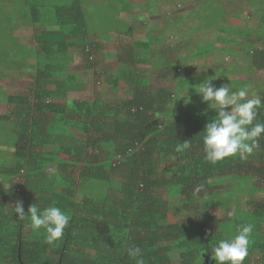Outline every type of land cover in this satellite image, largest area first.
<instances>
[{
	"label": "trees",
	"instance_id": "16d2710c",
	"mask_svg": "<svg viewBox=\"0 0 264 264\" xmlns=\"http://www.w3.org/2000/svg\"><path fill=\"white\" fill-rule=\"evenodd\" d=\"M22 1L18 8L33 26V50L28 47L30 53L24 56L31 61L15 68L30 70L33 63L35 75L17 94L5 93L0 85V105L8 104L0 110V264H135L127 252L131 246L142 249L144 264H216L211 248L237 234V226L244 223L254 227L243 264H264V200L246 201L249 206L243 208L236 198L264 191V136L260 148L246 158L236 155L215 164L205 160L202 131L216 112L199 110L203 102L198 95L195 102L191 96L187 107L194 113L184 111L179 96L190 84H198L192 79L205 75L189 76L197 65H188L187 76L181 78L185 70L176 57L180 43L168 47V67L158 64L159 78L175 79V87H152L137 65L161 53L144 50L139 55L136 49L148 45L130 41L118 47L120 69L108 77L99 70L107 58L99 67L92 61L98 45L86 41L88 28L78 0H60L50 13L43 12L44 0ZM206 2L197 0L189 13L202 20L198 15ZM215 3L220 5L215 15L221 25L215 35L221 43L218 50L244 54L251 69L264 72V28L242 29L248 27L257 1ZM0 5L12 7L13 2L0 0ZM256 15L264 17L262 10ZM188 19V14H180L174 29L182 23L183 29L201 31L199 22L198 27H186ZM15 26L4 25L12 36L29 35L19 31L20 24ZM4 27L0 25V37L7 36ZM238 34L243 38L237 42L232 36ZM213 43L204 42L209 47ZM74 46L81 48L84 65L73 71L68 52ZM82 71L95 72L113 90H125L126 98L90 100L84 95L91 87L80 79ZM7 76L0 71V77ZM253 88L248 98L264 100V84ZM255 122H264V103ZM184 141L189 148L177 151ZM17 200L23 202L25 214L33 203L64 210L70 222L63 237L46 243L44 230L31 228L30 214L16 217Z\"/></svg>",
	"mask_w": 264,
	"mask_h": 264
},
{
	"label": "rangeland",
	"instance_id": "374dc122",
	"mask_svg": "<svg viewBox=\"0 0 264 264\" xmlns=\"http://www.w3.org/2000/svg\"><path fill=\"white\" fill-rule=\"evenodd\" d=\"M41 1V0H40ZM140 1V0H136ZM174 2L173 4V10L174 14L177 12L186 15H189V19L187 22L188 26L190 27L191 25H195L198 27L199 24L200 30L203 32L202 34L198 35V32L196 33L197 36L191 37L190 44L183 46L181 43L179 45V49L177 50L176 57H177V63L182 65V68L185 70L182 72V77L187 76V66H196L195 68H192L189 71V76H191L193 73L195 74H202L205 76H202L204 78L199 79V78H194L192 79L194 83H200L203 81L206 77L208 76V73L212 72L210 79H214L212 83L216 86L219 87L223 84H227L228 87L232 90H238L240 87L244 85H250L252 86L253 82H256V84H261L257 88H261L262 85L264 84V73L262 72H256L253 69H251V63L248 58L244 54H239V55H233L229 52H226V49H220L218 50L216 46V43H219L220 41H217L215 39V35L218 32V27L221 26L220 22H218V18H216L215 15H218L216 12L220 11V5H216V1L219 0H206L207 2L205 3V7L203 11L200 12L201 15H198L203 19L201 20L200 18L197 20L196 16H194L192 13H189L188 10L192 8V6L196 5L197 0H172ZM257 5L253 7V9H256V11H261L264 10V0H256ZM13 6L11 7L10 5H7L4 7V5H0V25L2 24L3 27L4 25L9 24H16L17 26L20 24L19 28L15 26L16 28L19 29V31H28L29 29H32L33 26L28 22V19L25 18V16L21 15L20 9L18 8L20 5H22L21 0H12ZM144 2V1H143ZM142 2V3H143ZM159 4H163V6L158 10L159 14H162L164 10L167 9L168 4L172 3L171 0H158ZM60 3V0H46L44 1V13H50V11L53 10L52 5L53 4H58ZM141 3V4H142ZM135 3L133 0H124L121 3L117 2L116 0H109L107 2H104V0H85V5H84V15H85V20L88 28V38L87 42L88 43H93L94 46L100 44L103 46V40L104 39H109L110 37H114L117 39L118 37V31H121L124 36H125V31H126V23L123 22L122 17H120L119 12H125V16L127 15L126 12L128 10L126 9H132V7L135 6ZM3 7V8H2ZM142 7V6H141ZM195 11H199L196 8H194ZM176 12V13H175ZM171 15L168 19L167 22H170L167 24V28H170L172 24H175L173 26H176V23H174L177 19L175 15ZM9 21H8V20ZM246 24L248 27L242 28L245 31H252L255 32L256 30L263 31L264 28V23L261 22V18L257 15H250L247 18ZM7 22V23H6ZM199 22V24H198ZM186 24V23H185ZM164 25V24H163ZM7 28V26H6ZM4 27V32L7 34V36L4 35V37H0V71L7 73L9 76L7 77H0V85L4 88L5 93H11V94H17L20 92H23V89L27 88L30 83H29V77L32 75V73L25 71V69H18L15 68L17 63H20L23 66V63H27L26 59L24 56H26L30 51H28V47L33 50V42L31 41V35L29 32V35L26 37L22 38H17L16 36H12L9 34L8 29ZM251 28V29H249ZM6 29V30H5ZM193 27L187 29L182 28V23L179 25L177 24V27L172 31L174 34L172 35L173 39L175 40L179 39L183 35L190 33L191 36H194V29ZM169 30V29H168ZM170 31V30H169ZM200 31V32H201ZM162 32L158 33L157 32H150L149 36H156L160 35ZM9 34V35H8ZM206 34L207 37H200L204 36ZM213 37L211 38L210 36ZM239 35V34H238ZM235 35L232 36L234 37L233 39H242L240 35ZM252 37V36H251ZM171 38V37H169ZM22 39V40H20ZM207 40H213L215 43L212 44L211 47L205 46L204 42ZM238 42V40H237ZM204 44V45H202ZM258 45H261L259 43ZM109 44H105L103 47L105 51H97L98 56L94 54V59L92 61H97L98 67L102 63V61L107 58V67L102 68L99 70H107L103 71L108 77L116 74L118 72L117 65H120L118 63V55H119V49L116 51L117 54L115 53V49L108 48ZM227 44L225 45L222 44L221 48L226 47ZM237 46L234 45V48ZM108 48V49H107ZM120 48V47H119ZM122 48V47H121ZM97 49H100L98 46ZM112 49V50H111ZM145 49L142 48H137L135 53H138L139 55H144L145 54ZM202 51V53H200ZM73 52L78 54V61H73L74 67L73 68H81L83 67V58L84 55L81 52V48L75 47L73 48ZM153 52V51H152ZM8 53V59L3 60L4 55ZM94 53V52H93ZM163 54V52H161ZM112 56V57H111ZM145 57V56H144ZM156 58V56L151 55L147 56L146 58ZM164 61V57L162 55L159 56V62L154 65L155 60L152 61H146L143 63H139L137 65V68L140 70H143L146 75L149 76L150 78V84L153 86H169V87H175V79L173 78H168V79H162L159 78V73L161 70L158 68V64L162 65ZM175 62V61H174ZM217 63L220 65H223V68H218ZM15 65V66H14ZM122 65V64H121ZM25 66V65H24ZM95 67V66H94ZM111 68V70L109 69ZM231 69V71H225V69ZM164 71V70H163ZM145 75V76H146ZM123 77V76H122ZM218 77V78H216ZM216 78V79H215ZM254 81H251L253 80ZM82 80L89 83V86L91 87L90 92H84V95L88 97L90 100L94 99H105L108 98L110 100L117 98V99H124L126 98L127 92L125 90L118 91V90H113L108 86L107 84L104 83L102 78L96 74L95 72L90 71L87 74H83ZM193 83L189 85V91H192L191 93L188 91H183L182 95L179 96V101L182 102L184 111H187V113H194L193 110L195 109H188L187 107H190V102H191V96H192V101H196V93L193 88ZM256 88V89H257ZM186 88H182L184 90ZM128 90V89H126ZM130 94V93H129ZM97 100L96 102H98ZM201 100V98H200ZM8 104L1 103L0 105V110L4 111ZM208 105L206 103H201L199 105L198 109L199 110H206L208 109ZM211 109V108H209ZM10 138H12V133L8 134ZM0 138H3L0 136ZM6 143V140H3ZM6 151L11 150L8 146L5 145ZM52 168L49 167L47 170H51ZM261 187H263V184H260ZM81 194H79L80 196ZM236 198H238L241 203L243 204L242 207H248L249 203L248 201H257V200H264V191H256L253 194H238L236 195ZM247 201V202H246ZM179 219L178 217H176Z\"/></svg>",
	"mask_w": 264,
	"mask_h": 264
},
{
	"label": "clouds",
	"instance_id": "9594fccd",
	"mask_svg": "<svg viewBox=\"0 0 264 264\" xmlns=\"http://www.w3.org/2000/svg\"><path fill=\"white\" fill-rule=\"evenodd\" d=\"M209 77L193 86L201 101L216 112L202 131L205 160L215 164L226 157L239 155L243 159L252 155L260 148L259 140L264 136V122L254 123L264 100L259 96L248 98L250 85H244L238 90L230 89L227 84L216 87L212 83L214 79ZM189 146V142L184 141L177 151L188 149ZM201 190L202 186L197 187L195 193L198 194ZM14 212L18 219H24L30 214L31 228L34 231L43 229L46 234L45 242L48 244L61 239L70 222L69 215L55 205L41 209L33 203L25 214L23 202L17 200ZM229 215L231 216V213ZM253 227L251 223L238 225L237 234L230 239L220 240L211 248V259L215 260L216 264H243L249 255ZM127 252L135 264H144L142 249L139 246H131Z\"/></svg>",
	"mask_w": 264,
	"mask_h": 264
},
{
	"label": "crops",
	"instance_id": "0c3cea01",
	"mask_svg": "<svg viewBox=\"0 0 264 264\" xmlns=\"http://www.w3.org/2000/svg\"><path fill=\"white\" fill-rule=\"evenodd\" d=\"M44 1H46V0H44ZM76 1L77 0H64V2L71 3V4L76 2ZM78 1H79L80 6H81V11L84 15L85 12H84L83 7L85 5V0H78ZM107 1H109V0H104V2H107ZM116 1L121 3L124 0H116ZM133 1L135 3H139V4H135V6L132 7V9H130V8L126 9V10H128V12H126L127 13L126 16H125V12H119L121 15L120 17H122V19H123V22L127 24L125 36L121 31H118L117 39H115L114 37H110L109 39H104L103 40V46L108 43L109 44L108 48H112V49H115V51H117L118 47H122L123 44L127 46L128 41L132 42L136 46H137V44H141V45L147 44L148 46L142 47L146 51H149V52L153 51L152 53H154V52H157V53L166 52L167 53V55L166 54H161V55L164 57V61H163V62H165L164 65L166 67H168L169 65L167 63H168V57H169V52H170L168 47L170 45H173V44L183 43V41H184V40L180 41V38L177 40H175V38L173 39L172 35L174 33L169 32V30L174 29V26H173L174 24H172V26L170 28H167L168 27L167 24L170 23L167 21H168L169 17L174 14V10H173L174 2L171 0L172 3L168 4L167 9L164 10L162 12V14H159L158 10L163 6V4L160 5L158 0H140L137 2H136V0H133ZM22 3H23V1H22ZM262 11L264 13V10H262ZM257 12L258 11H255L254 15H256ZM180 14H182V13H180ZM176 16H178V15H176ZM84 17H85V15H84ZM261 22L262 23L264 22V17H263V19H261ZM151 31L157 32V34L160 32H162V33L160 35H156V36H154V35L149 36ZM166 31H168L169 33H166ZM202 33H203L202 31L201 32L199 31L198 35L202 34ZM185 35H188V33ZM185 35H183V36H185ZM193 35L194 36H192V37L197 36L196 33H194ZM169 37H171V38H169ZM200 37H207V36H206V34H204V36H200ZM190 41H191V36H189V38L184 41L183 46L190 44ZM99 45L100 44H98V46ZM216 45H221V43H216ZM103 46L100 47V49L96 48L97 49L95 51L96 56H98L97 51H103V50L105 51ZM75 47L76 46L69 48V52H68L71 56L70 68L73 71L80 69V68H73L77 64L76 63L74 65L75 62H73V61H76V62L78 61V54L73 52V48H75ZM157 56L158 57L155 58V62H157V60L159 61L160 55L157 54ZM140 58H141V60L145 59V57H140ZM26 60H27L26 61L27 63L31 61V59L28 57ZM106 64H107L106 62H103V64L99 68L105 69V67H107ZM29 67H30V70H25V71L32 73V75L29 77V83L31 85V82L34 79V75H35V71H34L35 67H34L33 63H30ZM109 69L111 70V68H109ZM103 71H107V70H103ZM256 72L264 73L263 71H258V70ZM83 74H87V71L80 72V79H82ZM251 81H254V79ZM260 85L261 84H256V82H253L251 89L253 87L257 88V86L259 87ZM59 101L61 102L62 100H59Z\"/></svg>",
	"mask_w": 264,
	"mask_h": 264
}]
</instances>
